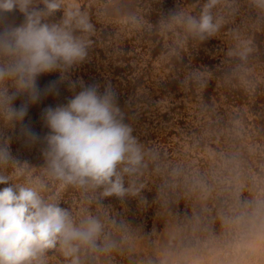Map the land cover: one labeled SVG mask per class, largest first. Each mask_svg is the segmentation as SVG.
Masks as SVG:
<instances>
[{
    "label": "clouds",
    "instance_id": "clouds-1",
    "mask_svg": "<svg viewBox=\"0 0 264 264\" xmlns=\"http://www.w3.org/2000/svg\"><path fill=\"white\" fill-rule=\"evenodd\" d=\"M250 4L264 14V0ZM220 6L236 11L235 0H206L199 15L172 11L161 26H179L186 37L205 41L225 23L224 15L213 11ZM14 10L23 14L24 22L0 29V129L20 125L25 146L31 147L41 138L23 121L29 104L41 97L37 78L59 71L61 81L66 79L65 73L86 60L91 45L87 35L76 32L91 34L94 25L86 11L66 6L65 0H0V13ZM58 11L62 18L50 22ZM252 51L246 43L229 55L247 61ZM193 78L201 79L199 73ZM76 83H70V90ZM79 83L83 90L67 105L43 111L49 129L41 150L45 174L62 188L99 190L104 198L121 200L140 197L146 203L144 184L136 178L152 164L164 177L156 199L167 220L162 229L143 237L123 221L105 222L92 214L77 220L57 195H44L45 183L11 182L26 165H19L10 138L0 131V185H7L0 188V264H47L50 251L61 253L69 264H99L101 256L110 264L111 255L125 246L136 253L139 239L149 241V250L134 264H264V148L230 146L212 154L205 168L160 161L133 135L111 85L101 93L99 85ZM53 90L54 84L49 85L44 94ZM20 96L26 101L14 107ZM10 164L15 170L5 174ZM126 176L132 178L127 186ZM181 202L190 213L178 211ZM108 224L118 238L107 230Z\"/></svg>",
    "mask_w": 264,
    "mask_h": 264
},
{
    "label": "rangeland",
    "instance_id": "rangeland-1",
    "mask_svg": "<svg viewBox=\"0 0 264 264\" xmlns=\"http://www.w3.org/2000/svg\"><path fill=\"white\" fill-rule=\"evenodd\" d=\"M204 3L206 0H65L66 6H78L88 13L94 31H77L76 35H87L91 45L86 60L65 73L63 81L59 71L37 78L41 97L29 104L23 124L40 141L25 146L20 125L0 129L5 138H10V149L19 165H26L23 174L13 176L11 182L45 183L44 195H57L61 206L69 208L77 220L92 214L105 222L123 221L136 229L140 237L153 229H162L167 217L156 195L164 177L153 171L152 164L136 178L144 184L141 196L146 203L140 197L121 200L104 198L99 190L62 188L45 174L41 150L49 129L42 119L43 111L67 105L83 90L79 81L85 86L99 85L101 93L111 85L133 135L160 161H184L205 168L212 162V154L230 146L243 150L252 146L264 148V14L252 7L250 0H235L234 14L220 6L213 11L224 15L225 23L205 41L186 37L179 26L171 30L162 28L170 12L199 15ZM62 15L58 11L50 22L59 21ZM23 22L19 10L0 13V29ZM246 43L253 48L247 61L229 55ZM193 73H199L201 79H194ZM72 82H77L74 90L69 87ZM53 84L54 90L44 94ZM26 99L18 97L14 107L18 108ZM14 170L11 164L3 169L5 174H13ZM130 179L125 177L126 186ZM178 211L190 213L183 202ZM107 230L118 238L112 225L108 224ZM148 243L147 239H139L136 253H130L125 246L111 255L110 264H134L139 255L149 250ZM46 259L47 264H69L58 251H50ZM108 259L99 257V264H106Z\"/></svg>",
    "mask_w": 264,
    "mask_h": 264
}]
</instances>
